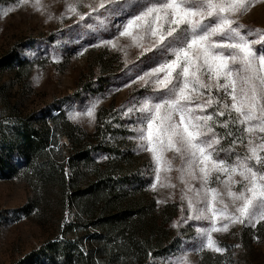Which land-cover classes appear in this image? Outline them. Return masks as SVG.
Listing matches in <instances>:
<instances>
[{"label": "snow or ice", "instance_id": "snow-or-ice-1", "mask_svg": "<svg viewBox=\"0 0 264 264\" xmlns=\"http://www.w3.org/2000/svg\"><path fill=\"white\" fill-rule=\"evenodd\" d=\"M253 2L68 0L58 17H46L73 20L59 31L83 39L78 54L87 50L84 43L124 51L122 39L125 47L140 49L138 63L121 73V84L135 82L133 69L143 72L136 79L145 94L122 106L120 127L150 154L149 181L171 170L166 152L179 154L182 214L171 227L194 229L192 250L222 253L215 233L264 221V29L239 19ZM99 99L88 107L89 117ZM181 254L176 264H186V251Z\"/></svg>", "mask_w": 264, "mask_h": 264}, {"label": "rangeland", "instance_id": "rangeland-1", "mask_svg": "<svg viewBox=\"0 0 264 264\" xmlns=\"http://www.w3.org/2000/svg\"><path fill=\"white\" fill-rule=\"evenodd\" d=\"M67 2L0 0V126L15 124L33 114L41 115L45 110L57 116L62 109L67 116L72 113L73 123L91 133L97 124L99 110L105 109L110 121L122 119V106L127 105L132 96L145 94L142 81L136 79V75H143V72L136 73L133 69L132 81L135 82L124 81L129 84L128 87L121 84L124 80L121 73L127 66L138 63L140 49L125 47L128 42L122 39L120 44L124 51L115 52L103 46L89 48L84 43L83 47L87 50L78 54L83 39L75 33L65 31L61 35L59 31L72 24L73 20L65 19L61 23L56 18L46 19L49 13L58 17ZM98 2L83 0L85 5ZM80 11H88V8L81 7ZM239 19L252 29H264V0H254ZM92 42L98 43L95 40ZM11 56L25 61L24 65L6 67L4 63ZM97 97L100 99L89 117L87 109ZM119 141L123 145L131 144L137 156L148 160L149 175L153 163L150 154L138 150L137 143L129 138V133ZM69 148L67 137L58 136L55 153H59L60 158H66L71 153ZM165 157L172 165L171 170H162L159 179L153 176L150 184L157 185L155 190L148 185L149 192L157 201L178 205L177 216L168 224L178 238V247L164 258V264L169 261L176 264L182 255L181 249L187 253L184 257L186 264H264V221H257L252 227L236 224L228 232L215 233L214 238L226 249L222 253L207 249L192 250L194 229L183 225L181 229L171 227L182 214L181 180L176 171L182 161L179 154L172 151L166 152ZM65 175L68 181H72L74 171L65 167ZM83 185V181L69 185L66 195L79 186L83 188ZM34 192L32 182L24 175H0V264H38V261L46 264L44 256L37 257L39 255L35 254L47 242L58 238L66 224L74 221L79 214L77 205L52 193L50 201L42 202L30 215H25L21 210ZM77 234L82 235L83 231Z\"/></svg>", "mask_w": 264, "mask_h": 264}, {"label": "trees", "instance_id": "trees-1", "mask_svg": "<svg viewBox=\"0 0 264 264\" xmlns=\"http://www.w3.org/2000/svg\"><path fill=\"white\" fill-rule=\"evenodd\" d=\"M23 62L11 56L4 65L12 68ZM121 124V117L110 121L102 109L88 133L60 109L57 116L45 110L0 126V175H24L35 191L21 211L30 215L50 201L52 193L79 207L76 219L35 254L44 256L46 264H164L178 247L168 226L178 205L156 203L148 189V160L119 141L128 134ZM60 135L69 141L66 158L55 153ZM65 167L74 171L72 181ZM79 181L83 188L66 195L69 185ZM80 230L82 235L77 234Z\"/></svg>", "mask_w": 264, "mask_h": 264}]
</instances>
